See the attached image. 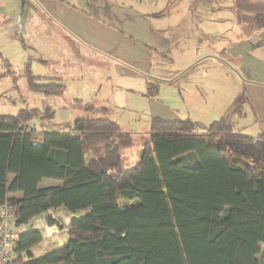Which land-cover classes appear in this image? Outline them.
Instances as JSON below:
<instances>
[{
    "label": "trees",
    "instance_id": "obj_1",
    "mask_svg": "<svg viewBox=\"0 0 264 264\" xmlns=\"http://www.w3.org/2000/svg\"><path fill=\"white\" fill-rule=\"evenodd\" d=\"M254 24L264 28V15ZM0 79L17 74L11 63ZM25 87L45 96L61 95L60 76L22 68ZM158 92L147 81L144 95ZM241 95L218 119L200 124L189 117L152 116L148 138L133 165L124 152L133 135L96 107L74 115L67 131L38 132L56 109L22 106L1 113L0 207L12 206L14 226L48 213L46 222L63 228L50 213L63 207L70 216L66 241L33 257L37 230L14 239L8 264H261L264 246V130L256 136L234 128L244 115ZM81 99L68 106L78 111ZM38 127V126H37ZM46 179L59 184L44 186ZM16 191L21 199L10 197Z\"/></svg>",
    "mask_w": 264,
    "mask_h": 264
},
{
    "label": "crops",
    "instance_id": "obj_2",
    "mask_svg": "<svg viewBox=\"0 0 264 264\" xmlns=\"http://www.w3.org/2000/svg\"><path fill=\"white\" fill-rule=\"evenodd\" d=\"M257 14L264 15V0H0L4 36H10L8 28L15 35H28L23 39L41 49L35 54L39 62H53L59 56L64 61L73 58V64L83 59L92 64L137 65L136 71L125 69L120 75H140L137 92L155 108L161 103L144 95L147 81L158 87L161 82L174 84L179 90V97L158 115L189 117L200 124L224 115L242 95L244 115L233 118L234 128L250 136L264 130V28L254 24ZM39 34L42 40L37 41L34 36ZM163 65H168L167 74H162ZM123 87L111 90L121 92ZM109 105L102 104L112 111ZM248 112L250 121L236 128V118L246 119ZM42 184L59 181L46 179ZM10 197L21 199L23 193L16 191ZM50 213L63 228L48 224V213L13 226V239L30 230L40 233V242L31 248L33 257L66 241L69 214L63 207ZM13 246L14 242L12 252Z\"/></svg>",
    "mask_w": 264,
    "mask_h": 264
},
{
    "label": "rangeland",
    "instance_id": "obj_3",
    "mask_svg": "<svg viewBox=\"0 0 264 264\" xmlns=\"http://www.w3.org/2000/svg\"><path fill=\"white\" fill-rule=\"evenodd\" d=\"M2 28L4 27L0 24V51L20 76L17 78L18 90L14 88L10 77L6 76L0 79V112L14 113L25 105L37 107L41 110L46 106L54 107L56 113L52 120L45 121L42 126L35 124V121L32 122L38 132L67 131L72 125L75 114L90 113L107 101L110 103L109 106L112 107L109 117L119 123L122 131L133 135V146L124 152L125 164L131 166L139 157L142 143L148 138L147 133L151 117L155 114L158 115L159 112H164V109L179 97L176 95L179 91L177 86L161 82L157 94L153 97L161 104L155 108L150 104L149 99L137 92V89L141 88L139 83L142 80L138 78L140 75L130 74L129 77L120 75L125 69L136 71L137 65L92 64L83 61V59H77V63L73 64V58L65 57L66 61H64L59 56V59L56 58L53 62H39L35 54L41 49H38L39 47L35 46L32 40L29 43V40L23 39L28 35L24 33L15 35V31L10 32L11 28H8L6 30L10 36H4ZM34 38L40 41L42 35H35ZM31 45L33 47H30ZM51 50L56 52L58 49L51 48ZM30 57L31 59H27ZM30 60H32L30 67L34 73L60 74L63 82L67 84V89L59 96H45L28 91L25 87V78L21 73L23 64L26 61L30 62ZM68 60L72 63H66ZM91 67L95 69V72H92ZM162 67V74H167L168 65ZM6 69L7 66L0 59V74L4 73ZM118 85L124 86L121 92L116 88H114V91L111 90L113 86ZM173 90H175V93L172 92ZM74 98H81L83 101L78 111L68 106L75 101ZM214 103L216 107L217 102ZM250 114L248 112L246 119L237 117L236 128H238V124L249 122L251 119ZM0 130H11V128L2 122L0 123ZM259 259L260 263L264 264V246L260 251Z\"/></svg>",
    "mask_w": 264,
    "mask_h": 264
},
{
    "label": "built area",
    "instance_id": "obj_4",
    "mask_svg": "<svg viewBox=\"0 0 264 264\" xmlns=\"http://www.w3.org/2000/svg\"><path fill=\"white\" fill-rule=\"evenodd\" d=\"M14 214L10 203L0 207V264H8L13 259Z\"/></svg>",
    "mask_w": 264,
    "mask_h": 264
}]
</instances>
